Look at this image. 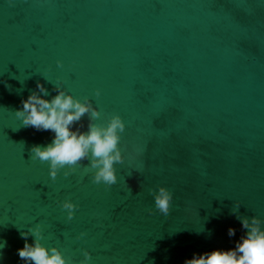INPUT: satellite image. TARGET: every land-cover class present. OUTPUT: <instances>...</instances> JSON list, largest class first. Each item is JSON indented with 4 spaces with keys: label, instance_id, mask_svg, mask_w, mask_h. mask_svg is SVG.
I'll return each instance as SVG.
<instances>
[{
    "label": "water",
    "instance_id": "95a60500",
    "mask_svg": "<svg viewBox=\"0 0 264 264\" xmlns=\"http://www.w3.org/2000/svg\"><path fill=\"white\" fill-rule=\"evenodd\" d=\"M37 81L99 112L81 131L121 116L117 183H94L90 157L55 179L31 158L52 133L15 111ZM237 215L264 221V0H0V264H23L20 232L37 226L71 264L85 249L88 264H184L234 247Z\"/></svg>",
    "mask_w": 264,
    "mask_h": 264
},
{
    "label": "clouds",
    "instance_id": "9594fccd",
    "mask_svg": "<svg viewBox=\"0 0 264 264\" xmlns=\"http://www.w3.org/2000/svg\"><path fill=\"white\" fill-rule=\"evenodd\" d=\"M57 63L59 64V61ZM55 92L51 99H46L48 91L43 83L37 81L35 90L31 91L27 98L21 99V107L15 111L23 126L52 133L51 142L48 144L32 146L31 158L48 162L49 175L55 179L59 169L72 168L90 157V165L95 170L92 176L94 183L107 186L117 183L114 165L124 161L119 147L120 133L125 129L121 116L113 115L106 125L90 122L87 131H81L80 127L74 128L73 125L79 122L85 113L91 111L92 117L98 118L99 112L92 108L90 103L81 102L66 94L59 85ZM96 94L100 95V91L97 90ZM141 151L139 146L134 145L129 153V161L134 163L133 170L136 172H140L143 167L142 163L137 162ZM64 175L68 176L69 173L65 172ZM129 175H132V172ZM129 190L131 191L130 188ZM149 192L153 195L155 209L167 215L170 212L173 193L165 186H157L156 189H149ZM76 207L70 200L62 203V208L67 210L68 219H72L73 209ZM239 208L240 202L236 201L232 213L237 214ZM151 212L152 209H149V213ZM237 219L243 232L235 241L234 247L193 253L191 258L184 260V264H264V221L255 215H237ZM227 234L229 237L235 236L236 229L228 227ZM84 235L85 233L80 234L81 237ZM20 236L24 243L16 251L23 264H71L59 248L49 247L41 242L42 232L39 226L20 232ZM29 236L32 237L31 242L28 240ZM5 244L6 241L0 242V248ZM83 257L79 264H88L90 252L85 249Z\"/></svg>",
    "mask_w": 264,
    "mask_h": 264
}]
</instances>
